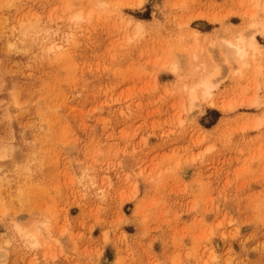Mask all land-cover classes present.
<instances>
[{"label": "rangeland", "instance_id": "obj_1", "mask_svg": "<svg viewBox=\"0 0 264 264\" xmlns=\"http://www.w3.org/2000/svg\"><path fill=\"white\" fill-rule=\"evenodd\" d=\"M2 247L264 264V0H0Z\"/></svg>", "mask_w": 264, "mask_h": 264}, {"label": "bare ground", "instance_id": "obj_2", "mask_svg": "<svg viewBox=\"0 0 264 264\" xmlns=\"http://www.w3.org/2000/svg\"><path fill=\"white\" fill-rule=\"evenodd\" d=\"M75 18H80V14H75ZM227 44L232 48L233 52L236 54L237 58L243 60L244 63L248 64V50H252V54L255 55V52L259 50V44L256 39L252 37L249 42L245 41V37L241 33L235 42L227 41ZM201 90L205 96H210L212 94V88L215 86L214 81L212 80V75L206 73L199 82ZM191 98H195V93L191 91ZM38 242L35 241L34 245H37ZM9 254L6 248H0V263H3L8 260Z\"/></svg>", "mask_w": 264, "mask_h": 264}]
</instances>
